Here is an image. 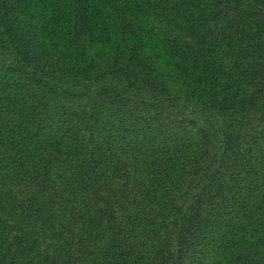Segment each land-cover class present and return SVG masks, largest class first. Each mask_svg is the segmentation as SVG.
Returning <instances> with one entry per match:
<instances>
[{
    "label": "trees",
    "instance_id": "1",
    "mask_svg": "<svg viewBox=\"0 0 264 264\" xmlns=\"http://www.w3.org/2000/svg\"><path fill=\"white\" fill-rule=\"evenodd\" d=\"M0 264H264V0H0Z\"/></svg>",
    "mask_w": 264,
    "mask_h": 264
}]
</instances>
